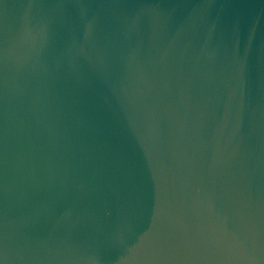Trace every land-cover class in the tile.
I'll return each mask as SVG.
<instances>
[{"label":"water","instance_id":"water-1","mask_svg":"<svg viewBox=\"0 0 264 264\" xmlns=\"http://www.w3.org/2000/svg\"><path fill=\"white\" fill-rule=\"evenodd\" d=\"M0 264H264V0H0Z\"/></svg>","mask_w":264,"mask_h":264}]
</instances>
